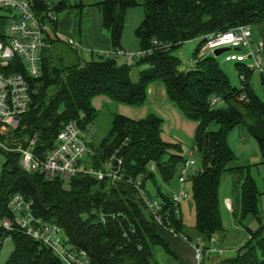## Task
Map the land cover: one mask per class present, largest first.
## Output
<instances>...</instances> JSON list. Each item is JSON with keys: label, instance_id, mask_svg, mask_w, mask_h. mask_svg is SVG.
Masks as SVG:
<instances>
[{"label": "trees", "instance_id": "obj_1", "mask_svg": "<svg viewBox=\"0 0 264 264\" xmlns=\"http://www.w3.org/2000/svg\"><path fill=\"white\" fill-rule=\"evenodd\" d=\"M87 5L85 0H61L54 5L57 20L51 22L52 30L46 36L42 75L34 85L37 91L29 110L21 116L15 130L16 140L10 145L27 147L36 138L33 151L45 157L56 146L58 133L67 122L76 120L86 131L97 119L93 105L96 96L104 95L140 107L148 100L149 86L162 83L169 100L187 119L198 122L194 145L198 148L201 168L187 181L191 182L193 191L194 234L186 232L182 218L185 199L180 203V214L176 215L173 196L158 185L157 177L170 184L186 158L181 143L163 138L164 120L154 113L140 120L114 114L110 131L98 146H93L90 165L105 171L113 163L116 152L129 144L118 168L121 179L115 181L81 173L66 188L61 177L48 179L40 172L24 171L19 164L20 152L0 148L6 157L0 176V217H12L8 202L15 193H21L33 201L37 217L62 228L67 246L87 253L90 264H159L157 248H163L185 264L163 236L164 229L141 203L135 184L140 181L150 197L147 184L155 185L165 221L188 239L201 237L209 244L225 232L220 189L223 175L230 173L235 191L232 215L240 223L250 215L256 216L260 226L249 229L248 241L235 256L219 255L218 259L206 260L204 264H264L262 193L249 166H230L236 156L229 143L231 131L247 129L256 139L264 163V99L254 92L250 79L255 71L245 62L236 63L242 83L237 87L232 85L217 57L209 54L199 58L208 34L264 23V0L94 1L90 5L99 9L113 50L122 48L128 10L143 6L144 19L135 35L140 49L150 52L138 59L137 66L141 69L137 80L132 76L136 61L132 66L120 64L118 59L122 57L105 53H94L90 60H85L78 51L80 44L74 46L69 40L64 42L58 36H51L56 32L60 13L71 8L82 10ZM46 10V6L39 5V12ZM196 38L200 42L194 53L195 66L183 69L176 51ZM56 43L67 45L73 57L69 59L62 54L54 47ZM214 95L222 97L225 104L212 107L210 101ZM242 95L246 96L245 100L240 99ZM5 235L12 238L14 249L4 264H65L51 248L19 230L7 231Z\"/></svg>", "mask_w": 264, "mask_h": 264}, {"label": "built area", "instance_id": "obj_2", "mask_svg": "<svg viewBox=\"0 0 264 264\" xmlns=\"http://www.w3.org/2000/svg\"><path fill=\"white\" fill-rule=\"evenodd\" d=\"M55 1L0 0V19L8 20L5 31L0 32V129L8 125L18 126L21 116L30 108L32 96L37 91L34 85L38 83L42 75L46 36L52 30L51 22L57 20L54 10ZM39 5L46 6L47 10L39 12ZM252 27L251 25H240L225 32L208 34L200 53L214 55L216 48L230 47L232 52L225 53L226 61L245 62L250 69L264 74V42L262 40L256 43L253 41ZM69 42L74 46H79L74 40H69ZM154 44L158 45V42L154 41ZM235 48H240V50H235ZM148 52L150 50L141 49L138 52H130L118 48L111 50L108 54L122 57L126 64L132 66L137 59ZM17 68L23 69L17 70ZM240 99L245 100L246 96L242 95ZM210 104L212 107H218L224 105L225 101L222 97L214 95ZM36 142L37 139L33 138L30 140L29 147L8 146L1 142L0 146L6 151L20 152L19 164L24 171L40 172L48 179L61 177L71 180L81 173L95 176L99 180L105 177H110L113 181L121 179L118 170H113V163L104 171L96 170L84 162V158L91 155L93 150L87 140L86 131L76 120L64 125L58 133L56 146L49 150L45 157L33 151ZM197 153L198 148L194 145L189 158L185 159L180 167L178 180L181 190L173 195L176 215L180 214V203L188 196L185 185L192 175L191 169L197 164L195 160ZM129 182L132 181L129 180ZM135 185L141 194L147 212L154 217L157 224L195 249L197 264H204L212 256L224 254L225 250L217 244L216 238L206 244L203 241L190 240L185 235L177 233L162 216L164 209L161 200L147 196L140 181ZM227 206H231L230 201L227 202ZM8 207L12 217H0L1 246L7 238L5 235L7 231L19 230L51 248L65 264H90V258L85 251L67 246L65 235L58 224L45 222L34 214L32 200L27 199L21 193H15L10 198Z\"/></svg>", "mask_w": 264, "mask_h": 264}, {"label": "rangeland", "instance_id": "obj_3", "mask_svg": "<svg viewBox=\"0 0 264 264\" xmlns=\"http://www.w3.org/2000/svg\"><path fill=\"white\" fill-rule=\"evenodd\" d=\"M89 1V0H85ZM94 1V0H91ZM99 1V0H96ZM78 12L77 8H74ZM68 11H64L59 14V19H62ZM75 14L71 15L72 19H75ZM144 19V8L142 5L133 7L128 10L127 14V22L124 29L123 34V41L128 45L127 51L130 52H138L140 49V43L135 35L136 28L142 23ZM78 27L80 28L81 20L78 16ZM6 19H0V32H4L7 24ZM60 39L64 42H68V38L66 36H59ZM78 39H80V35L75 37V41L77 43ZM200 42V39L196 38L193 40H189L185 43H183L182 46L176 51V54L180 57L182 61V68H191L194 67L196 60L194 58V53L196 48L198 47V44ZM57 49L61 51L62 54L66 55L69 59L73 57L71 51L69 50V47L65 45L64 43H56L54 45ZM83 46L80 44L78 51L80 54H82V57L85 60H90L92 57L90 55L87 56V50H84L82 48ZM243 52L245 50H242ZM232 51H228L230 53ZM226 53V52H225ZM225 53L221 54L218 58L221 67L229 77L230 82L232 85L241 87V79L237 67V61H226L225 60ZM90 54V53H89ZM97 56V55H96ZM206 54L204 52H201L199 54V58L205 57ZM118 62L120 64H125V59L120 58L118 59ZM138 59L136 60V65L132 68V75L135 79L138 77V72L141 69V67L137 66ZM262 73L260 71H255L252 74V77L250 79V84L256 93L257 96H259L261 99H264V91L262 87ZM20 123V122H19ZM98 128L96 127L97 131H94L91 133V135L94 134L95 140L96 139H102L101 137H105L108 132L110 131L111 124L110 120L107 121V119H104L103 116L100 117L98 121ZM18 126L14 127L12 125H8L3 129H0V142L11 146L10 144L15 142V130H17ZM166 137L168 135L166 134ZM163 135V138L165 140H170L169 138H166ZM246 138V140H244ZM97 142V141H96ZM98 143V142H97ZM229 143L231 148L233 149L235 153V160L230 163V166H249L250 167V174L254 178V180L257 183V186L259 188V191L262 193L261 201H260V210H261V216H264L263 209H264V163H262V156L259 151V146L256 141V139L250 134V132L247 129L244 128H236L233 131H231L229 135ZM30 141L28 143L29 147ZM97 146V145H96ZM19 147V146H18ZM24 147V146H22ZM0 148H2L0 146ZM88 157V156H86ZM84 158L85 159L87 158ZM189 158L186 157V159ZM195 160L197 162L195 168H199L201 166V158L200 155L197 154L195 156ZM6 161L5 155L0 153V176L3 168V164ZM87 162L90 163L89 159H87ZM158 179V185L161 186L162 190L165 193L170 194L173 196L176 192L181 190V184L179 183L178 176L173 178L171 180L170 184L164 183L160 177H157ZM70 180L64 179V187H69ZM185 189L187 191V198L182 202V218L185 224L186 232L189 234H194V225H195V207H194V200H193V191H192V184L191 182L186 183ZM147 191L152 197H157V188L155 185H153L151 182H148L147 184ZM235 195L234 186H233V175L230 173H225L222 177L221 182V189H220V197L221 202H225L226 197H230V203L233 202V197ZM225 204V203H224ZM226 205V204H225ZM225 205H222V220L225 232L222 234L216 236L217 238V244L220 241V247L225 250V254L220 255L222 258H229L236 255L237 250L243 246L249 239V229L256 230L260 226V221L256 216L250 215L246 218V220L243 221V223H240L237 221L234 216L232 215V212L230 209H228ZM231 206L233 204L231 203ZM231 206L229 208H231ZM195 240L203 241L201 237L195 238ZM206 243L205 241H203ZM14 249V242L11 237H7L4 240V244L2 246L1 256H0V263L4 264L7 259L9 258L11 252ZM156 256L157 261L159 264H181L176 260L174 257L172 258L163 248H157L156 250ZM219 256V255H215ZM211 258H214L212 256ZM210 258V259H211Z\"/></svg>", "mask_w": 264, "mask_h": 264}, {"label": "crops", "instance_id": "obj_4", "mask_svg": "<svg viewBox=\"0 0 264 264\" xmlns=\"http://www.w3.org/2000/svg\"><path fill=\"white\" fill-rule=\"evenodd\" d=\"M94 1H87L88 5L82 10L77 8L78 12L74 10V8L66 10L68 11L67 14L62 19L58 20L56 32L51 33V36L53 37L66 36L69 40H74L79 34L80 39H78V44H81L83 46L82 48L87 50V56L90 55L91 57L94 53L108 54V52L113 50L109 33L103 27L102 15L99 9L90 5ZM59 2H61V0H56L55 5ZM74 14L75 19L73 20L71 15ZM78 16L82 18L80 24L81 29L78 27ZM252 32L253 41L255 43L259 40L264 42V23L253 26ZM122 48L125 50L128 48V45L123 41V39ZM133 79L137 80L134 78V76ZM93 105L98 112V116L97 119L92 124H90L86 130L87 140L92 150L93 146H98L103 139V137H101L102 139L95 140L94 134L91 135L92 132L97 131L96 127L98 128L97 125H99L98 121L101 116H103L104 119H107V121L110 120L111 124L114 114H120L133 120H140L145 118L148 114L154 113L164 120L163 135L166 137L167 134L168 137L166 138H169L170 141L181 143L185 158L190 156L191 150L194 147V139L198 122L187 119L175 106V104L169 100L165 86L162 83H153L149 86L148 100L143 106L140 107H133L127 104L119 103L104 95L96 96L93 99ZM244 140H246V138ZM87 156L88 157L86 158L90 161L91 155ZM87 159H85L84 162L90 165V163L87 162ZM195 167L191 169V174L195 173L201 168V166L199 168ZM228 201H231L230 197H226L225 202H221V206L226 204L225 206L232 212L233 206L229 208L227 206ZM231 203L233 204V202ZM218 244L220 246V241ZM218 257L219 256H214V258H211L210 261L216 260Z\"/></svg>", "mask_w": 264, "mask_h": 264}, {"label": "water", "instance_id": "obj_5", "mask_svg": "<svg viewBox=\"0 0 264 264\" xmlns=\"http://www.w3.org/2000/svg\"><path fill=\"white\" fill-rule=\"evenodd\" d=\"M230 47H220L216 48L214 50V56L219 57L221 54L230 51ZM235 50H240V48H235ZM129 144H124L115 154L114 161H113V170L117 171L120 166V161L127 149ZM142 200V199H141ZM143 204V201H141ZM163 236L171 246V248L174 250V252L178 255L180 259L184 261L185 264H197V261L195 259V249L186 244L185 242L181 241L180 239L176 238L169 232L163 230L162 231Z\"/></svg>", "mask_w": 264, "mask_h": 264}]
</instances>
